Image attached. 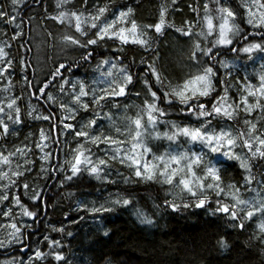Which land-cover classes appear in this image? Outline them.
<instances>
[{
	"label": "snow or ice",
	"instance_id": "obj_1",
	"mask_svg": "<svg viewBox=\"0 0 264 264\" xmlns=\"http://www.w3.org/2000/svg\"><path fill=\"white\" fill-rule=\"evenodd\" d=\"M71 2L72 0H57L56 7L62 10L50 16L49 19L74 29V32L63 35L62 43L87 50L82 57L85 61L93 58L95 47L108 41L118 42L119 47L113 48L115 52H123L124 46L129 44L151 51L154 41L149 36V30H153V34L157 36H163L167 29L174 28L181 37L189 38L191 47L188 59L196 71L185 76L182 83L165 84L166 77L156 67L155 60L145 65L146 70L141 78L132 73L127 66L118 67L119 60L106 59L97 64V70H100L101 65H110L113 70H116L117 75H114L113 71L102 73L110 79L106 87L99 89L83 81L70 83L63 78L56 81L57 76L62 77L60 70L65 67L60 64L52 74V81L58 83L59 92L67 98L59 105L62 110V130L65 136L71 135L76 140V146L71 150L72 159L64 161L67 170L58 165L53 171L62 174L63 179L69 182L79 178L81 173L85 172L97 180H102L105 178L104 173L109 171L111 162L118 161L131 170L130 175L124 178L125 183H132V177H135L137 181L155 179L173 186L174 191L169 193L174 197L173 201L169 202V207L173 211H178L181 207L204 208L211 203L210 197L214 195L217 197L215 212L226 215L233 221V227L243 229L247 221H251L259 214L257 228L260 235L257 238L264 240V198L251 200L242 198L236 183L225 184L221 169L211 162L205 163L199 172L195 170L205 160L203 150L207 149L210 154H218L227 160L240 161V167L246 173L243 177L244 184L248 186L255 179L249 161L253 159L264 161V124L260 128L257 127L261 120H264V64L261 65V71L257 73L258 83L253 84L247 76L232 83L227 79L228 62L218 60L225 50L236 56L243 53L249 60L254 59V53L264 54V0H239L235 8L231 6L230 0H205L202 4L204 13L202 17L200 16L201 5L197 0V3L190 4L189 8L196 14L197 23H201V29L198 32L194 31L191 21H183L181 26L171 22L167 18L169 9L166 5L161 6L156 22L151 24H138L135 10L130 6L117 9L113 12L112 19L100 23L101 18L109 11L108 5L102 7L94 5L95 11L86 14L78 8L66 9ZM25 3L26 0H10L11 10L6 11L0 7V21L14 27L18 36L23 35L20 31L21 23L18 21V13ZM81 3L84 8L89 7V0H81ZM171 3L175 5L176 0H171ZM214 19L219 21L218 25L213 23ZM242 23L249 25L250 30L242 29ZM210 37L214 38L209 41ZM237 37L240 39H236ZM5 46L11 47L7 43ZM5 46H0V77L7 80L8 86L0 91L8 93L12 88L11 72H9L12 68V60L9 59ZM140 63L144 65L145 61L141 59ZM217 64L226 70L223 80L219 78ZM27 79L25 76L24 80L27 81ZM136 83L143 85L141 91L134 92L137 97L143 93L144 99L141 101L143 106H136L138 110L134 116H128L125 109L124 126L121 130V127L113 121L112 115L104 112V109L105 107L119 108L117 98L128 96L129 86L134 89ZM222 83L225 86L218 88V85ZM233 87L238 90V102L235 98L229 97ZM48 88V83L42 84L37 88L36 93H29V95H36L38 100L43 99L45 102H54L56 98L45 91ZM213 93L216 95L214 96ZM249 97L253 98V102H249ZM19 99L16 96L6 95L4 97L6 103H0V182H6L3 185L4 190L0 191V205L3 206L0 215L12 217V221L4 226L10 230L5 238L0 239V248L11 246L13 243L22 244V229L29 227L22 221L21 226H18L15 222V209L10 205H16L23 216L33 220L37 215L36 212L29 211L25 207L19 196L11 201L8 196V189L12 186L29 189L30 186L26 182L21 181L17 184L16 178L30 173L29 166L33 163L31 159H24L23 164L19 162L26 151H31L26 144L17 145L12 150L5 147L10 138L19 135L21 127L25 124L21 115L22 109L18 103ZM171 108L185 119L202 121V123L199 127H180L174 120H165L164 117L169 115ZM257 109L260 110V116L249 119V116ZM35 111L34 108L30 109L26 116L31 119L51 121L52 112L34 115ZM81 113H89V115L84 117ZM241 113L245 114L242 120L243 127L235 134L232 127L227 124L220 126L219 131L216 130L217 125L213 123L214 121H236L240 124L241 121L238 118ZM78 116L80 119H77ZM81 120L84 122L81 123ZM103 120L110 122L114 133H105L103 126L99 123ZM69 121H75V123H69ZM159 123L171 125L173 131L159 133L157 130ZM61 124H56L55 127L59 128ZM52 128L53 124L50 123L48 135H45L43 130L40 132V141H50L48 145L37 142V147H40L41 151L45 147H51L52 142L61 143L59 138L52 134ZM93 129H95L94 132ZM148 135L154 139L163 137L169 141H175L178 136H184L189 144H198L200 151H166L161 155L153 154L149 159L152 149L146 143ZM80 138H84L83 142ZM85 144L96 146L97 149L105 152V156L93 160L95 153L92 152L91 147L86 148ZM101 145L105 147L100 149ZM237 148L247 149L249 154L242 158L236 154ZM51 156V152H45L40 159L47 162ZM173 165L176 167H172ZM40 171L43 173L45 168L41 166ZM178 176L179 179H177ZM184 193L190 199H184L182 196ZM257 195L259 196V193ZM32 198L38 197L34 194ZM176 200H182V203H177ZM4 201L9 203L4 204ZM120 202L116 200L112 203ZM129 203V200H123V204ZM86 210L97 214L111 211V208L101 205L100 207L92 206ZM53 230L64 232L63 228ZM45 240L48 242L49 252L44 253L37 248L34 260L43 264L45 258L51 256L57 264L65 262V257L59 252V248L62 247L61 242L49 237H45ZM219 243L224 248L228 246L222 240ZM28 264H33L32 258L29 259Z\"/></svg>",
	"mask_w": 264,
	"mask_h": 264
},
{
	"label": "trees",
	"instance_id": "obj_2",
	"mask_svg": "<svg viewBox=\"0 0 264 264\" xmlns=\"http://www.w3.org/2000/svg\"><path fill=\"white\" fill-rule=\"evenodd\" d=\"M34 1L29 0L18 13V21L21 23L20 31L23 35L18 36L14 27L0 21V46H5L6 43L11 45V47L5 46V51L9 53V59L12 60V68L9 69L12 88L8 93L0 91V103H4L6 95L19 97L21 115L25 120L19 135L10 138L5 147L12 150L17 145L26 144L31 148L30 153L27 154L28 158L33 160L29 166L31 172L25 173L24 177L16 178L17 184H20L21 181L26 182L30 186L29 189L12 186L8 190L9 201L19 196L25 207L37 214L35 220L26 217L28 222H24V224L29 227L23 228L21 232L25 245L30 247V258H34L37 248L44 253L49 252L48 242L45 240V237H49L61 242L62 247L59 248V252L65 257L66 264H264V240L257 238L260 235L257 228L259 214L254 216L251 221H247L243 229L233 227V221L229 220L226 215L215 212L217 197L214 195L210 197L211 203L204 208L181 207L180 210L173 211L169 207V202L174 199L173 195L169 194L174 191L173 186L163 184L155 179L153 181H137L135 177H132V183H125L124 178L130 175L131 170L118 161L111 162V171L102 181L85 174L69 182L65 181L63 175H58L57 172L41 173V166H39L41 148L37 147L39 141L37 137L39 130L46 124L27 117L26 113L31 106L34 107L37 99L36 95L30 96L29 93H36L37 88L42 84L48 83L49 88L45 91L53 94L55 91L50 89L51 85H57L56 81H60L61 78L64 80L77 78L92 87L90 84L92 69L106 59L119 60L118 67L127 66L132 73L141 78L146 70L145 65L149 61L155 60L156 67L166 77L165 84L169 82L182 83L183 78L196 71V68L188 59L191 47L189 38L181 37L174 28L167 29L163 36L153 34V30L150 29L149 36L154 41L151 51H145L138 45L129 44L124 46L123 52H115L113 48L119 47L118 42L108 41L95 47L94 57L85 61L82 58L87 52L85 49H82L80 53L71 51L62 57L63 50L54 46L55 53L53 58L51 57L53 60H49L45 68L36 71V79L32 78V70L35 65L37 66V60L32 58L30 62L28 59L30 54H34L32 52L36 48L33 42L30 43L26 38L28 32H38L42 26H46L51 32L43 34L45 55L48 54L47 49L52 45L50 35L56 40H62L60 33L64 35L74 32L73 28L54 23L49 19L50 16L56 15L62 10L57 9V0H36V3L31 6ZM198 2L201 5L200 16L202 17L204 14L202 4L205 0H198ZM195 3L197 0H176L175 5L171 3V0H89V7L86 9L81 0H72L66 9L75 10L78 8L86 14H90L95 11L94 5L101 7L108 5L109 11L100 21L103 23L105 20L112 19V14L117 9L130 6L135 10L138 24H151L156 22L161 6L166 5L169 9L167 18L171 22H174L176 26H181L183 21H191L194 31L198 32L201 29V23H197L196 14L189 8L190 4ZM230 4L235 8L239 4V0H230ZM0 7L6 11L11 10L10 0H0ZM24 13L25 15H23ZM23 16L25 19L22 18ZM213 23L218 25L219 21L214 19ZM241 28L245 31L250 30V26L246 23H242ZM14 36L17 38L13 39ZM213 38L210 37L209 41ZM236 39H240V37ZM253 56L254 59L249 60L243 53L236 56L225 50L218 60L227 61L229 64L228 81L234 83L247 76L253 84L258 83L257 73L261 71V65L264 64V54L254 53ZM141 59L145 61L144 65L140 63ZM59 63H65L66 67L60 70L62 77L57 76L56 81H52V74L59 67ZM49 65L50 68H48ZM216 67L219 69V78L223 80L226 70L219 64ZM51 69L55 71L49 73ZM68 71L71 72L70 76ZM47 74L48 76H46ZM77 74L78 76H76ZM25 76L28 78L27 81L24 80ZM7 86V80L0 77V89ZM224 86L225 84L222 83L218 85V88ZM142 88L141 83H136L134 89L129 86V95L116 100L120 107L129 108L131 116L137 112V105L143 106L141 104L144 99L143 93L140 97L134 94L135 91H141ZM237 91L233 87L229 92V97L230 99L235 98L238 102ZM213 95L215 96L216 93ZM249 102H253V98L249 97ZM40 106L39 112L47 114L46 106L42 104ZM51 110L53 111V109ZM86 114L89 115V113H81V116ZM244 115L241 113L238 118L241 121L240 124H237L236 121H214L213 123L217 125V131L224 124L230 125L235 134L243 127ZM259 116L260 110L257 109L249 116V119ZM116 117L113 121L123 130V125L119 123L121 121L118 122ZM164 119L174 120L180 127H199L202 123V121L188 120L179 116L174 108L169 109V115ZM99 123L103 126L106 134L114 133L108 120ZM262 124H264V120H261L257 127L260 128ZM45 129L48 128L45 127ZM157 130L159 133L173 131L171 125L163 123L157 125ZM146 143L152 149L149 159L153 154L161 155L166 151H200L198 144H189L184 136H178L175 141H169L163 137L154 139L148 135ZM52 144L56 147L54 142ZM203 151L205 160L199 168L195 169L196 171L199 172L205 163L211 162L221 169L225 184L236 183L240 188L242 198L247 200L264 198V161L260 159L249 161L255 179L251 185L245 186L243 177L246 173L240 167V161L227 160L218 154H210L207 149ZM235 152L242 158L249 154L247 149L237 148ZM13 159L15 160V158ZM19 162L23 163L21 160ZM4 183L6 182H0V191L4 190ZM249 188L252 190L249 191ZM34 194L38 197L37 199L32 198ZM182 196L184 199H190L186 193ZM124 199L129 200L130 203L123 204ZM116 200L121 202L112 203ZM176 202L182 203V200H176ZM3 203L8 204L9 202L4 201ZM101 205L110 207L111 211L92 214L86 210L92 206L100 207ZM10 206H13L15 210H20L16 205ZM2 218L0 216V221L3 220ZM15 222L21 226L19 219L16 218ZM56 228H63L64 232L54 231L53 229ZM36 236L38 238L34 240ZM221 240L226 242L227 248L221 246L219 243ZM32 241H34V245ZM6 252L3 259L0 258V264H8L12 260H17L15 261L17 263L19 261V264H28L29 260L25 262V258L21 257V250L14 248ZM10 257L12 259L6 261ZM65 262H61V264H65ZM33 264H41V262L33 260ZM43 264H57V262L51 256H47Z\"/></svg>",
	"mask_w": 264,
	"mask_h": 264
},
{
	"label": "rangeland",
	"instance_id": "obj_3",
	"mask_svg": "<svg viewBox=\"0 0 264 264\" xmlns=\"http://www.w3.org/2000/svg\"><path fill=\"white\" fill-rule=\"evenodd\" d=\"M35 1L32 2L33 4L31 6H33L36 3ZM28 2H29V0H26V3H28ZM27 14H30V13H27ZM23 15H25V13ZM22 18L25 19L24 16ZM49 33H51V32L48 31L47 27L46 26H42L40 29H38V32H34L33 33L32 31H29L28 32L29 36H28V34L26 35V38L28 39V41L30 43L32 41L33 44L35 45V48H36V49H34V52H32L34 54H30V57L28 59L30 62L32 61V58L33 59L35 58L37 60V63H36L37 66L35 65V63H33L35 65V68L33 67V70H32V74H33L32 78L36 79V76H37L36 75V71H38L39 69L45 68L47 66V62H49V60H53L52 56L55 53L54 46L57 49L63 50L61 56L62 55L66 56L71 51L72 52L73 51L74 52L77 51L78 53H80L82 51V49H80L78 47H74V46H68V45L62 43V40H56L52 35H50L51 38H52L51 39L52 45H51L50 48L47 49L48 54L45 55L46 54V52H45L46 48H45V44H44L45 38H44L43 34H49ZM60 37H61V39L63 37V35L61 33H60ZM34 45H32V46H34ZM56 53H57V51H56ZM54 60H56V59L54 58ZM62 60H64V59H62ZM60 64H63L66 67L65 63H59V65ZM54 66H53V68H54ZM48 68H50V65H49ZM51 70L49 71V73L55 71L54 69H51ZM92 70H93L92 74L90 75V84H92V87H96V88H99V89H103L104 87H106L107 86V81L110 79V78L106 77L105 75H102V73H106L108 71H113L114 75H117L116 70H113L110 67V65H101L100 70H97V66H95V68H93ZM84 72H86V71H84ZM67 73H68L69 76L71 75L70 71H68ZM48 74L46 76H48ZM76 76H78V74ZM76 79H72L73 80L72 81L69 78L68 81L71 82V83H75L76 81H81L79 79L78 80H76ZM50 89L55 91L54 94L50 93L53 97L56 98L55 101L54 102H45L43 99H39V100L36 99V105H34V107L31 106L30 109H32V108L36 109V111L34 112V115H41L42 113L39 112V110L41 108L40 104H42L43 106H46V109H47L48 112H52L53 113L51 121H43V120H39V119H36V121L46 124L42 129L39 130V133H38V137L37 138H39V142L40 143H42L44 145H48L50 143L49 140L40 141V132H41V130L44 131L45 135H48V133H49V124L50 123L53 124L52 134L57 136L59 138V140L61 141V143H59V144L54 143L56 145V147L53 146V144H52L53 142H52L51 143V147H45L43 149V151H40L41 155H39V157H41V156L44 155L45 152H51L52 153V156L50 157V159L47 162H45L44 160L40 159L39 166H43L45 168L44 172H47V173L48 172H53V173H55L56 171H53V169H56L58 165L60 167H64L65 170H67V166L64 164V161L72 159L71 150L75 148L76 140L71 135L65 136L63 134V130H62V124H61V120H62L61 111L62 110L59 107V105L61 104L62 101H65L67 98L64 96L63 93L59 92V85L58 84L57 85L52 84ZM3 102L6 103L5 100H3ZM117 103H119V102H117ZM50 104H51V106H50ZM48 107L53 109V111L51 109H49ZM125 109H126L125 107H119V108L105 107L104 112H108L110 115H112L113 120H114V117L117 116L116 118H118V122L121 121L119 123H121L124 126L123 116H124V113H125ZM126 111H127V115L131 116V114L129 112V108L126 109ZM87 116H88V114H86L84 117H87ZM77 119H80V116H78ZM83 122L84 121L81 120V123H83ZM100 122H103V121H100ZM69 123H75V121H69ZM56 124H61V127H59V128L55 127ZM45 127H47L48 129H45ZM92 131L94 132L95 129H93ZM80 139H81V142H83L84 138H80ZM85 147L86 148L91 147L92 152L95 153V155L92 157L93 160H95L97 157H104L105 156V152L97 149L96 146H94V145L85 144ZM104 147H105L104 145H101L100 149H103ZM125 147H129V145H125ZM28 153H30V151H26L25 156L21 157L20 160L22 162H24V159H31L32 160V158H28V155H27ZM109 171H111V168L109 169ZM108 172L104 173V177L105 178H106V175L108 174ZM85 174H88V173H86V172L85 173H81V175H85ZM58 175H62V174H58ZM104 179H102V180H104ZM11 207H13V206H11ZM0 211H3V206L2 205H0ZM15 213H16L15 221H16V218H17V219H19L20 223H21V221L23 223L24 222H28V219L26 218L27 216L23 217V215L21 214V210L17 209V210H15ZM2 217H3L2 218L3 220L0 221V229H3V231H0V239L5 238V236L7 235V232L10 230V229L4 228V226L6 224H9L12 221V217H5V216H2ZM21 236L23 237L22 233H21ZM37 238L38 237L36 236L34 240H37ZM32 244L34 245V241H32ZM30 245H31V241H30ZM14 248L15 249L18 248L19 250H21V252H22L21 257L25 258V262H27L30 259V257H31L29 255L30 254V247H27V245H25L24 237H23V243L22 244L13 243L11 246H8V247H5V248H0V258L4 257V255L7 253L6 252L7 250L10 251L11 249H14ZM11 258L12 257H10V259L7 258L6 261L11 260ZM33 260H34V258H33ZM15 261L16 260H12V262L8 263V264H16L17 262H15Z\"/></svg>",
	"mask_w": 264,
	"mask_h": 264
},
{
	"label": "bare ground",
	"instance_id": "obj_4",
	"mask_svg": "<svg viewBox=\"0 0 264 264\" xmlns=\"http://www.w3.org/2000/svg\"><path fill=\"white\" fill-rule=\"evenodd\" d=\"M27 5V4H26ZM41 36V35H40ZM74 48V47H73ZM74 52V51H73ZM28 54V53H27ZM94 57V56H93ZM98 58V57H97ZM87 63V62H86ZM94 65V64H93ZM79 67V66H78ZM83 68V67H82ZM95 68V67H94ZM93 71V70H92ZM68 77V76H67ZM74 79H76V78H74ZM76 80H78V79H76ZM71 83V82H70ZM32 101H33V99H32ZM31 105V104H30ZM29 105V106H30ZM34 105V104H33ZM36 105V104H35ZM27 108V107H26ZM12 148H13V146H12ZM38 166V165H37ZM9 190V189H8ZM26 197V196H25ZM1 216V215H0ZM24 217V216H23ZM18 249V248H17ZM3 259V258H2ZM10 259V258H9ZM12 259V258H11ZM17 261V260H16ZM2 263V262H1ZM17 264H19V261H18V263Z\"/></svg>",
	"mask_w": 264,
	"mask_h": 264
}]
</instances>
